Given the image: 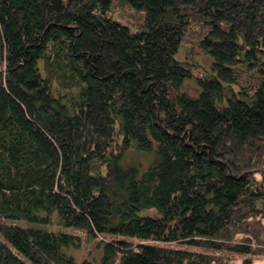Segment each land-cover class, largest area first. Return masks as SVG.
<instances>
[{
    "label": "trees",
    "instance_id": "obj_1",
    "mask_svg": "<svg viewBox=\"0 0 264 264\" xmlns=\"http://www.w3.org/2000/svg\"><path fill=\"white\" fill-rule=\"evenodd\" d=\"M0 221V264L264 254V0H0Z\"/></svg>",
    "mask_w": 264,
    "mask_h": 264
},
{
    "label": "rangeland",
    "instance_id": "obj_2",
    "mask_svg": "<svg viewBox=\"0 0 264 264\" xmlns=\"http://www.w3.org/2000/svg\"><path fill=\"white\" fill-rule=\"evenodd\" d=\"M124 14H125V17H124ZM127 15H128V12H124L123 16L120 17L118 20L123 23L127 22ZM111 16L113 18L116 17L114 14H112ZM183 57H184V53L180 51L179 54L177 55V58L182 59ZM195 61H196V64L202 68H208L210 64V59L207 57H197L195 58ZM193 88H194V83L192 81H187L184 85V89L188 92H193L194 91ZM133 158L135 159L134 155H133ZM146 160L147 158L144 157L142 162L146 164L147 163ZM149 214H153V213L149 212ZM19 225L25 226L26 223L21 221L19 222ZM253 225L255 229L254 238H255L257 245L264 246V225L263 223L258 222L257 224L255 223ZM57 228L61 230L62 232H66V233L73 234V235H78L80 237L81 239L80 246L77 249L70 250V253L73 255V258L75 259L76 264H80L84 259H89V260L94 259L95 260L100 257V250L97 248L98 240L89 239V238L87 239L82 231L71 229V228H63V227L61 228L57 226H53V227L50 226L46 229H50L53 231V230H56ZM118 237L121 238V236H118ZM249 259L251 260V264H264V254L259 255L257 257H253V258L250 257ZM238 264L240 263L238 262Z\"/></svg>",
    "mask_w": 264,
    "mask_h": 264
}]
</instances>
